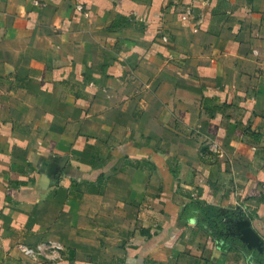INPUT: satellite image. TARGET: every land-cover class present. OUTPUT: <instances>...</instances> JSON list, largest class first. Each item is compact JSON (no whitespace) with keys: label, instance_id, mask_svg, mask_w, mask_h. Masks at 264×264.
<instances>
[{"label":"crops","instance_id":"0c3cea01","mask_svg":"<svg viewBox=\"0 0 264 264\" xmlns=\"http://www.w3.org/2000/svg\"><path fill=\"white\" fill-rule=\"evenodd\" d=\"M0 264H264V0H0Z\"/></svg>","mask_w":264,"mask_h":264},{"label":"trees","instance_id":"16d2710c","mask_svg":"<svg viewBox=\"0 0 264 264\" xmlns=\"http://www.w3.org/2000/svg\"><path fill=\"white\" fill-rule=\"evenodd\" d=\"M191 215L197 217V222L214 238L220 240L222 247L246 248L249 254L258 252L255 248H248L236 235V222L240 218H245L238 210L235 209L220 216L212 204L191 202L184 207L182 217L189 219Z\"/></svg>","mask_w":264,"mask_h":264},{"label":"built area","instance_id":"2783aa9c","mask_svg":"<svg viewBox=\"0 0 264 264\" xmlns=\"http://www.w3.org/2000/svg\"><path fill=\"white\" fill-rule=\"evenodd\" d=\"M19 246L23 254L33 261L43 259H58L61 257V253L63 250V246L57 241L41 242L34 246H29L27 244H20Z\"/></svg>","mask_w":264,"mask_h":264},{"label":"water","instance_id":"95a60500","mask_svg":"<svg viewBox=\"0 0 264 264\" xmlns=\"http://www.w3.org/2000/svg\"><path fill=\"white\" fill-rule=\"evenodd\" d=\"M236 235L248 248H255L259 251L263 250L262 240L252 227L249 219L240 218L236 222Z\"/></svg>","mask_w":264,"mask_h":264}]
</instances>
